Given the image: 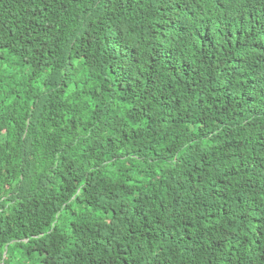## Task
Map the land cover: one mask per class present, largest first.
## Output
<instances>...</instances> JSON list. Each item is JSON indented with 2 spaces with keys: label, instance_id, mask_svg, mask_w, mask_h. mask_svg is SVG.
I'll return each mask as SVG.
<instances>
[{
  "label": "trees",
  "instance_id": "16d2710c",
  "mask_svg": "<svg viewBox=\"0 0 264 264\" xmlns=\"http://www.w3.org/2000/svg\"><path fill=\"white\" fill-rule=\"evenodd\" d=\"M0 264H264V0H0Z\"/></svg>",
  "mask_w": 264,
  "mask_h": 264
}]
</instances>
